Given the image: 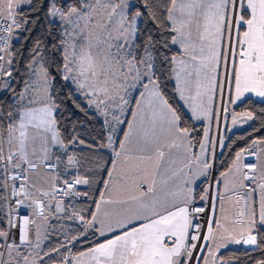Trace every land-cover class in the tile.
<instances>
[{
	"label": "snow or ice",
	"instance_id": "6c2138e0",
	"mask_svg": "<svg viewBox=\"0 0 264 264\" xmlns=\"http://www.w3.org/2000/svg\"><path fill=\"white\" fill-rule=\"evenodd\" d=\"M0 264H264V0H0Z\"/></svg>",
	"mask_w": 264,
	"mask_h": 264
}]
</instances>
